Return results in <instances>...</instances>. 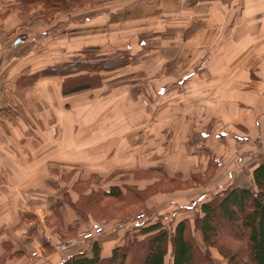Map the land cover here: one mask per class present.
I'll list each match as a JSON object with an SVG mask.
<instances>
[{"label": "crops", "instance_id": "crops-1", "mask_svg": "<svg viewBox=\"0 0 264 264\" xmlns=\"http://www.w3.org/2000/svg\"><path fill=\"white\" fill-rule=\"evenodd\" d=\"M49 9L0 0V264H61L93 255L94 244L110 256L134 230L75 243L101 221L74 203L105 186L159 180L143 173L185 182L202 172L204 183L145 202L143 211L174 224L225 187L252 184L264 149V0ZM116 53L129 60L99 72L101 87L64 95V77L34 78L77 56Z\"/></svg>", "mask_w": 264, "mask_h": 264}, {"label": "trees", "instance_id": "trees-1", "mask_svg": "<svg viewBox=\"0 0 264 264\" xmlns=\"http://www.w3.org/2000/svg\"><path fill=\"white\" fill-rule=\"evenodd\" d=\"M18 1L28 7L48 4L50 14L54 15L59 8L88 6L103 0ZM126 64L127 58L119 55L116 59L77 56L63 65L39 71L34 78L42 75L64 77L63 93L71 95L101 87L99 72L116 70ZM260 161L254 170L252 184L225 187L200 204V213L194 220L183 218L174 224L173 219L165 220L161 215L128 233L123 243L116 246L108 257H102L99 246L94 244L93 255L81 252L61 264H166L170 251L172 264H217L210 254L212 248L217 249L230 264H264V150ZM143 177L159 180L145 189L133 184L98 188L81 196L74 207L81 214L108 224L143 211L145 202L155 193L186 189L205 182L199 174H193L192 180L185 182L178 177L167 179L166 175L158 172L143 173ZM164 182L177 186L165 188ZM197 233L201 235L204 248ZM46 246L49 253L51 247L49 244Z\"/></svg>", "mask_w": 264, "mask_h": 264}, {"label": "built area", "instance_id": "built-area-1", "mask_svg": "<svg viewBox=\"0 0 264 264\" xmlns=\"http://www.w3.org/2000/svg\"><path fill=\"white\" fill-rule=\"evenodd\" d=\"M160 216V212L157 211L151 214H148L145 211H141L125 221L110 222L108 224L103 222H96L90 228L80 231L74 242L82 245L86 243L97 242L106 234L113 232L116 229L127 228L130 230H135L142 226L144 223L154 220ZM164 219L168 220L169 216L164 215ZM65 246V243H59L57 245V248L60 249L64 248Z\"/></svg>", "mask_w": 264, "mask_h": 264}, {"label": "rangeland", "instance_id": "rangeland-1", "mask_svg": "<svg viewBox=\"0 0 264 264\" xmlns=\"http://www.w3.org/2000/svg\"><path fill=\"white\" fill-rule=\"evenodd\" d=\"M118 55L119 56H122V57H126L127 58V62H128V60H129V56L128 55H126V54H122V53H120V54H118V53H116V54H112V55H109V56H106L105 58H110V57H115V59L116 58H118ZM262 144V146H263V144H264V142L263 143H261ZM264 150V149H263ZM260 156V155H259ZM202 174V172L201 173H199V175L200 176H202L201 175ZM135 178L137 179V180H140V184H141V182H142V178H141V175H135ZM253 181V180H252ZM253 183V182H252ZM243 184H251V182H250V180L249 179H246L245 178V180H244V183ZM243 184H241V185H243ZM177 186V184H171L170 182H168V184H167V182H164V186L163 187H165V188H169V189H173L174 187H176ZM106 188H107V186H105ZM214 196V195H213ZM198 213H200V209H199V212L197 211V213H196V215L198 214ZM138 214V213H137ZM195 215V216H196ZM134 216V215H133ZM133 216H130V217H133ZM129 218V217H128ZM195 218V217H194ZM194 218H193V220H194ZM127 219V218H126ZM107 224V223H106ZM133 232V231H132ZM131 232V233H132ZM122 240H125V237L122 239ZM95 242H91V244H94ZM199 243H200V245L204 248V243H203V240H199ZM210 254L212 255V257L214 258V260L216 261V263L217 264H230L229 263V261L227 260V259H225L219 252H218V250L217 249H215V248H212L211 250H210ZM166 264H172V255H171V253H169L168 255H167V257H166Z\"/></svg>", "mask_w": 264, "mask_h": 264}]
</instances>
